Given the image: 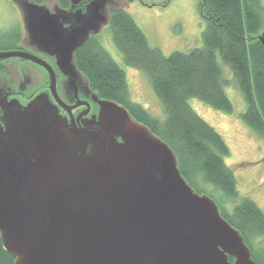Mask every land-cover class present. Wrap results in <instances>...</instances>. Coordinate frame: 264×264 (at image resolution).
Segmentation results:
<instances>
[{"label": "water", "instance_id": "95a60500", "mask_svg": "<svg viewBox=\"0 0 264 264\" xmlns=\"http://www.w3.org/2000/svg\"><path fill=\"white\" fill-rule=\"evenodd\" d=\"M28 8L44 11L32 24L42 39L37 26L56 16L44 5ZM104 22L109 11L99 29L70 36L82 46ZM76 47L61 44L67 64ZM9 58L43 66L65 105L46 61L0 53ZM14 113L0 129V234L15 264H256L216 202L187 183L173 150L123 106L105 100L99 121L84 129L40 99Z\"/></svg>", "mask_w": 264, "mask_h": 264}, {"label": "trees", "instance_id": "16d2710c", "mask_svg": "<svg viewBox=\"0 0 264 264\" xmlns=\"http://www.w3.org/2000/svg\"><path fill=\"white\" fill-rule=\"evenodd\" d=\"M60 4L68 7L69 2L60 0ZM199 6L207 20L202 47L169 55L149 44L125 9L109 10L114 45L127 66L148 76L163 105L164 120L133 101L125 70L100 43L99 36H90L77 50L75 64L93 93L126 108L136 122L173 150L187 183L196 193L216 202L222 217L240 233L252 260L264 264V212L252 199L240 197L234 171L226 163L231 154L227 142L190 104L191 99H198L218 111L233 113L226 92L229 81L220 58L232 71L244 99L243 122L264 139V45L260 41L264 1L199 0ZM11 49L18 48L13 45ZM15 261L0 234V264Z\"/></svg>", "mask_w": 264, "mask_h": 264}, {"label": "rangeland", "instance_id": "374dc122", "mask_svg": "<svg viewBox=\"0 0 264 264\" xmlns=\"http://www.w3.org/2000/svg\"><path fill=\"white\" fill-rule=\"evenodd\" d=\"M58 2L60 0H45V7L55 9ZM109 7L125 9L143 30L149 44L159 48L165 55L174 51L187 53L203 45L202 34L207 20L201 13L199 0H112L107 6L106 15ZM10 17L11 7L8 0H0V25L3 21L10 23ZM10 32L0 31V37L2 38L1 33ZM98 34L100 43L125 70L133 101L144 106L155 117L164 120L163 105L148 76L124 63L121 53L114 45L108 22ZM6 39L7 34L0 43V53L12 51L10 41ZM23 51L32 52L25 47ZM219 62L229 81L226 92L233 104V113L218 111L198 99H191L190 104L227 142L231 154L226 158V163L234 171L240 197L252 199L264 212V139L243 122L241 114L246 107L244 99L235 85L230 68L220 58ZM4 64L20 72L36 73L39 83H44L45 72L28 61L13 58Z\"/></svg>", "mask_w": 264, "mask_h": 264}, {"label": "flooded vegetation", "instance_id": "af4514ba", "mask_svg": "<svg viewBox=\"0 0 264 264\" xmlns=\"http://www.w3.org/2000/svg\"><path fill=\"white\" fill-rule=\"evenodd\" d=\"M103 1L106 2L107 8L112 0H68V7L61 6L60 2L55 9L47 7L49 12L56 17H51L52 24L48 21V25L42 23L37 26L42 37L39 39L33 31L34 25L32 24L35 20L46 17L43 15L44 11L29 9L28 3H33L30 0H8L11 7L10 23L3 21L0 31L10 30L11 32L1 33L0 43L7 34L6 40L10 41L12 47L15 45L18 48L12 51H23L24 47L29 48L32 51L31 54L46 61L55 72L57 94L65 105H61L55 99L50 88V75L43 66L29 60L15 58L28 61L45 72L44 83H39V76L36 73L14 70L4 64L8 59H0V129H5L7 119L13 116L14 112L23 110L37 99L43 100L62 120H66L68 125H71V120L74 118L79 129H84L92 122L99 121L105 100L91 91L84 76L75 67L74 56L83 42L79 40L75 43L76 38L71 37L70 33L75 28L95 26L99 29L98 23L106 19V8H99ZM38 5L45 6V3ZM111 8L113 7H109L108 11ZM91 34L94 32H91L89 36ZM66 43L68 46L77 45L69 64L65 62L64 51L61 48V44ZM117 140L121 142L122 138L119 136Z\"/></svg>", "mask_w": 264, "mask_h": 264}]
</instances>
